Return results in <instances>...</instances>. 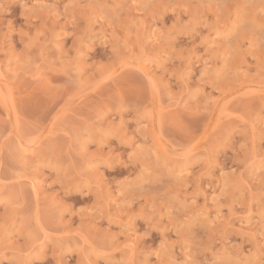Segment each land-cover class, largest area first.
<instances>
[{
	"label": "rangeland",
	"instance_id": "obj_1",
	"mask_svg": "<svg viewBox=\"0 0 264 264\" xmlns=\"http://www.w3.org/2000/svg\"><path fill=\"white\" fill-rule=\"evenodd\" d=\"M0 264H264V0H0Z\"/></svg>",
	"mask_w": 264,
	"mask_h": 264
}]
</instances>
